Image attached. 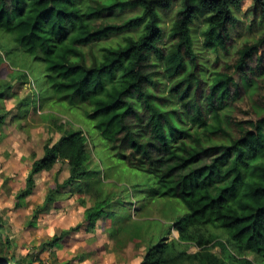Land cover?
<instances>
[{"label": "trees", "instance_id": "obj_1", "mask_svg": "<svg viewBox=\"0 0 264 264\" xmlns=\"http://www.w3.org/2000/svg\"><path fill=\"white\" fill-rule=\"evenodd\" d=\"M244 1L0 0V37L27 67L17 78L37 73L33 102L88 107L94 131L132 173L119 175L118 182H127L122 188L114 183L96 191L86 232L102 219L117 251L145 246L140 264H264V97L245 111L249 118L235 117L243 96L257 93L254 78L264 77V32L241 46L234 38L235 11ZM251 1L254 18L264 22V0ZM115 37L116 44L94 49ZM4 121L0 115V127ZM91 160L85 133L65 131L58 143L45 145L27 187L63 162L69 176L49 191L45 205L76 187L93 190L108 175ZM131 196L139 220L131 216ZM160 200L181 206L162 208L164 217L151 223L143 212ZM82 227L63 231L48 248ZM173 231L178 237H170ZM9 232L0 218V264H19Z\"/></svg>", "mask_w": 264, "mask_h": 264}, {"label": "rangeland", "instance_id": "obj_2", "mask_svg": "<svg viewBox=\"0 0 264 264\" xmlns=\"http://www.w3.org/2000/svg\"><path fill=\"white\" fill-rule=\"evenodd\" d=\"M253 9V2L246 0L235 11L239 24L234 38L239 46L247 41H254L264 32V22L254 18ZM173 15L174 12L165 14V27L170 26ZM195 30H200V27H195ZM119 41L118 37L102 41L94 49ZM3 46L9 44L7 39L0 37V89L7 90L5 98L0 99V115L5 116L4 124L0 127V218L9 227L8 236L13 245L11 255L16 257L19 264H116L108 259L121 264H140L146 252L145 246L137 248L134 243H129L123 251H117L114 241L106 232L109 226L102 219L98 220L93 232H86L88 223L85 213L87 208L94 205L96 191L110 190L114 183H127L124 177L118 182V177L121 178L119 175L124 174L127 178L132 173L114 160L109 147H105L106 143L94 131L86 116L88 107L78 104L71 106L68 102L57 99L33 102L37 87L34 76L37 73H30L31 76L23 80L18 79L17 75L27 69L25 61L15 53L12 46H9L10 51ZM260 55L264 57V47ZM250 65L256 68V60L250 62ZM257 79V93L254 96H243L236 104L235 117L249 118L245 111L251 112L259 104L260 97H264V77L258 74L254 80ZM68 130H82L85 133L89 138L92 154L90 165L93 168L101 166L103 175H108V178L103 180L105 184L90 181L91 185L98 184L93 190L86 186L76 187L59 201L45 205L49 191L55 188L56 183H62L68 178V165L59 162L52 170L37 175L35 187L31 190L27 187V179L33 164L44 156L45 145L58 143L62 134ZM120 186L122 188L123 184ZM24 190L27 193L19 200ZM173 206L179 209L181 203L169 201L167 204L164 200L152 203L146 206L144 218L155 223L164 217L162 208L166 207V211ZM134 208L138 209L140 206L136 205L135 198L131 196L130 213L133 219L139 220L140 216ZM79 224H83L80 232L67 236L55 247L48 248V243L55 236H60L63 231ZM172 236L178 237L177 232L173 231L170 237ZM190 252L196 253L197 248L192 247ZM214 252L222 256L219 249ZM248 259L252 260L253 257Z\"/></svg>", "mask_w": 264, "mask_h": 264}, {"label": "crops", "instance_id": "obj_3", "mask_svg": "<svg viewBox=\"0 0 264 264\" xmlns=\"http://www.w3.org/2000/svg\"><path fill=\"white\" fill-rule=\"evenodd\" d=\"M108 261H110L111 263H112V262H116V264H121L120 262L113 261V260H109V259H108ZM123 263H124V262H123ZM124 264H125V263H124Z\"/></svg>", "mask_w": 264, "mask_h": 264}]
</instances>
